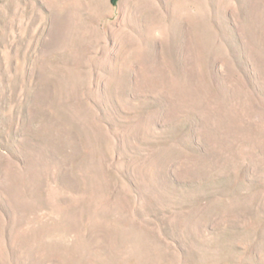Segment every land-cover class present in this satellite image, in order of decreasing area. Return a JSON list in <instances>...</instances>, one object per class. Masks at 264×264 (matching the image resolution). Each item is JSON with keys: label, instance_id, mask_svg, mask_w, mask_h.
Segmentation results:
<instances>
[{"label": "rangeland", "instance_id": "1", "mask_svg": "<svg viewBox=\"0 0 264 264\" xmlns=\"http://www.w3.org/2000/svg\"><path fill=\"white\" fill-rule=\"evenodd\" d=\"M0 264H264V0H0Z\"/></svg>", "mask_w": 264, "mask_h": 264}]
</instances>
